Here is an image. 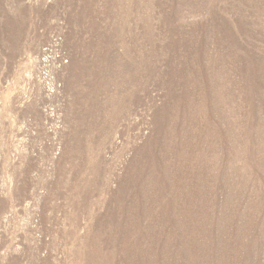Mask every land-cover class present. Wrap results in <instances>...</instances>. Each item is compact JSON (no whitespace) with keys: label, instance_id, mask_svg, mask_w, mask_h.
Returning a JSON list of instances; mask_svg holds the SVG:
<instances>
[{"label":"rangeland","instance_id":"obj_1","mask_svg":"<svg viewBox=\"0 0 264 264\" xmlns=\"http://www.w3.org/2000/svg\"><path fill=\"white\" fill-rule=\"evenodd\" d=\"M0 264H264V0H0Z\"/></svg>","mask_w":264,"mask_h":264}]
</instances>
